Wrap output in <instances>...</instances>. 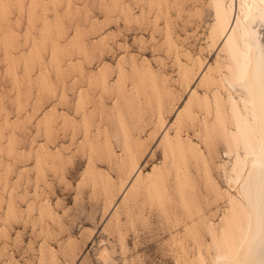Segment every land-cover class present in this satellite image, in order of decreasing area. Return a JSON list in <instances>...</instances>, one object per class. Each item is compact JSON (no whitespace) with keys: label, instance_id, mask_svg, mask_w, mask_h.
Returning a JSON list of instances; mask_svg holds the SVG:
<instances>
[{"label":"rangeland","instance_id":"1","mask_svg":"<svg viewBox=\"0 0 264 264\" xmlns=\"http://www.w3.org/2000/svg\"><path fill=\"white\" fill-rule=\"evenodd\" d=\"M216 2L0 0V264H212L233 239Z\"/></svg>","mask_w":264,"mask_h":264},{"label":"bare ground","instance_id":"2","mask_svg":"<svg viewBox=\"0 0 264 264\" xmlns=\"http://www.w3.org/2000/svg\"><path fill=\"white\" fill-rule=\"evenodd\" d=\"M215 18L216 46L228 60L221 80L235 127L229 140L234 148L228 150L233 157L227 175L231 192L223 197L236 225L233 239L215 248L212 264H264V0H217ZM179 65H185V78L190 65ZM208 68L202 64L201 75ZM189 91L197 93L194 87ZM139 170H133L128 186Z\"/></svg>","mask_w":264,"mask_h":264}]
</instances>
